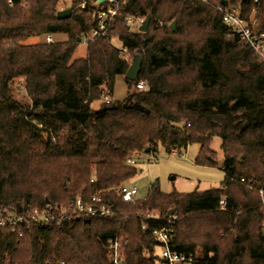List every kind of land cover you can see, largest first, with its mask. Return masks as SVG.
Masks as SVG:
<instances>
[{"label":"trees","instance_id":"1","mask_svg":"<svg viewBox=\"0 0 264 264\" xmlns=\"http://www.w3.org/2000/svg\"><path fill=\"white\" fill-rule=\"evenodd\" d=\"M24 1L0 0V207L102 194L115 215L72 214L61 224L32 223L22 235L0 225V264H109L121 233L130 234L119 249L123 264H156L162 243L153 231L168 219L179 253L264 264V62L201 1L127 0L109 33L93 40V8H78L81 0L65 19L57 18L61 0ZM128 15L151 16L149 30L131 31ZM48 34L68 37L27 43ZM83 40L86 56L74 58ZM136 55L142 68L129 80ZM120 75L128 84L122 101L111 98ZM215 137L224 153L219 188L153 186L130 203L118 194L146 148L181 153L198 144L196 162L217 165Z\"/></svg>","mask_w":264,"mask_h":264},{"label":"built area","instance_id":"2","mask_svg":"<svg viewBox=\"0 0 264 264\" xmlns=\"http://www.w3.org/2000/svg\"><path fill=\"white\" fill-rule=\"evenodd\" d=\"M201 1L213 7L220 15L222 22L228 27L230 33L237 36L241 41L252 49L256 56L264 62V0H189ZM127 0H81L78 8H93L92 17L95 26L90 34L93 40L98 36L109 33L113 26L114 19L122 15V7ZM106 4V5H105ZM130 23V30L140 31V26L145 20L134 16H125ZM161 23V22H160ZM53 35H47V42H53ZM140 90L146 88V84L140 81L137 84ZM109 101V100H107ZM135 163V160H129ZM245 181V178H242ZM118 194L124 202H135L139 197L140 190L137 186H130L123 183L117 189ZM261 203L264 207V185L259 189ZM225 205V200L221 201ZM72 214L86 218L111 217L115 215L114 206L102 194H93L88 197L77 196L67 204H48L46 207H33L27 210H20L15 206L0 207V225L9 226L11 231L23 234V228L32 223H56L61 224L62 220ZM176 218V216H175ZM147 224H144V228ZM154 236L162 243L159 250V258L156 264H211L216 258L214 252H210L205 259H199L193 255L179 253L171 248L174 237L173 220L168 219L166 224L153 231ZM129 233L118 234L110 245L112 260L109 264H123L120 256V247L129 241ZM59 264H65L61 261Z\"/></svg>","mask_w":264,"mask_h":264},{"label":"rangeland","instance_id":"3","mask_svg":"<svg viewBox=\"0 0 264 264\" xmlns=\"http://www.w3.org/2000/svg\"><path fill=\"white\" fill-rule=\"evenodd\" d=\"M74 0H61L56 5L57 11L72 8ZM28 0L23 5L28 4ZM138 32V31H135ZM66 34L53 35L54 42L67 40ZM113 37V36H112ZM113 41L120 46V42ZM47 41V35L32 37L27 43H37ZM86 40L78 46L74 58L86 56ZM133 58L130 59V64ZM128 93V84L124 76L117 77L112 99L122 101ZM211 148L217 154V165H203L196 162L199 154V145L192 144L184 152H168L160 147L151 153H143L137 159V173L126 183L127 185L137 186L140 190L138 197L144 198L148 195L154 183L160 191L164 193L180 192L190 193L194 191H207L213 188H219L225 177V172L221 166L224 159V153L221 149V139L215 137L211 141Z\"/></svg>","mask_w":264,"mask_h":264},{"label":"water","instance_id":"4","mask_svg":"<svg viewBox=\"0 0 264 264\" xmlns=\"http://www.w3.org/2000/svg\"><path fill=\"white\" fill-rule=\"evenodd\" d=\"M225 4H227V1L224 0L223 1ZM72 8H67V9H63V10H59L57 12V18L58 19H65L71 16L72 14ZM150 22H151V16H147L145 18V20L143 21V23L140 26V31L142 32H146L149 30V26H150ZM176 24H177V20H174L171 24V28H176ZM142 63H143V58L141 55H136L133 60L132 63L130 65V67L128 68L125 77L129 80H137L139 73L141 71L142 68ZM149 151V148H146V152ZM157 183H154L153 186H155ZM175 210L172 209L170 210L169 214L172 215L174 214Z\"/></svg>","mask_w":264,"mask_h":264}]
</instances>
